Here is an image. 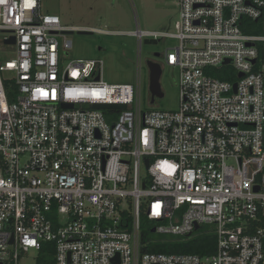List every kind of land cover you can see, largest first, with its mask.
<instances>
[{
    "label": "built area",
    "instance_id": "obj_1",
    "mask_svg": "<svg viewBox=\"0 0 264 264\" xmlns=\"http://www.w3.org/2000/svg\"><path fill=\"white\" fill-rule=\"evenodd\" d=\"M40 1L0 0L14 49L0 59V264L44 243L54 264H264V0H176L173 33H127L177 41L162 55L178 71L169 112L141 110L140 74L115 85L100 59L63 66L65 32L82 29ZM142 217L160 236L209 226L216 250L142 252Z\"/></svg>",
    "mask_w": 264,
    "mask_h": 264
},
{
    "label": "rangeland",
    "instance_id": "obj_2",
    "mask_svg": "<svg viewBox=\"0 0 264 264\" xmlns=\"http://www.w3.org/2000/svg\"><path fill=\"white\" fill-rule=\"evenodd\" d=\"M40 3L42 13L58 16L64 27L118 33L68 34L72 48L63 50V66L74 60L100 59L103 80L115 85L136 86L140 74L141 110L177 111L178 71L165 66L162 56L177 41L159 39L156 45H146L145 39L139 43L136 37L127 35L136 30L173 33L178 19L176 0H41ZM13 50L0 43V59H12ZM226 68L231 70L229 66ZM152 80H156L155 88H150ZM36 258L37 251L31 249L19 264H36Z\"/></svg>",
    "mask_w": 264,
    "mask_h": 264
},
{
    "label": "trees",
    "instance_id": "obj_3",
    "mask_svg": "<svg viewBox=\"0 0 264 264\" xmlns=\"http://www.w3.org/2000/svg\"><path fill=\"white\" fill-rule=\"evenodd\" d=\"M221 80L225 77L216 75ZM234 80V79H233ZM12 101V98L9 99ZM141 241L142 252L154 254H191L211 255L216 250L217 237L210 232L211 227L203 226L189 237L160 236L152 233L150 223L142 217ZM54 246L44 243L37 253L36 264H54Z\"/></svg>",
    "mask_w": 264,
    "mask_h": 264
},
{
    "label": "water",
    "instance_id": "obj_4",
    "mask_svg": "<svg viewBox=\"0 0 264 264\" xmlns=\"http://www.w3.org/2000/svg\"><path fill=\"white\" fill-rule=\"evenodd\" d=\"M72 33H73V31L65 32L66 35L72 34ZM92 33H93L92 31H87V30H78L77 31L78 35H91ZM6 43L14 44V39L12 38V39L8 40ZM144 44H146V45H156L157 41L156 40L145 39L144 40ZM228 63H229L228 60L224 62V64H228ZM151 76H153V74H151ZM239 76H241V75H239ZM96 80H98V77H96ZM154 82H156V80H152V82L150 83V88L151 87L155 88V83ZM235 87H236V85H234V90H235ZM62 108H72V105L71 104H63ZM93 108L94 109H118V110H121V109H125V106L124 105H94ZM197 229H198V226H195V230H197ZM151 232L155 233V229H152Z\"/></svg>",
    "mask_w": 264,
    "mask_h": 264
}]
</instances>
